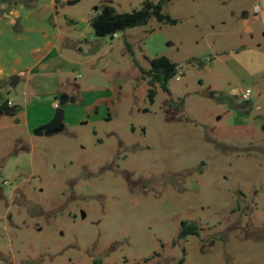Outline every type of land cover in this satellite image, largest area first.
Segmentation results:
<instances>
[{"label": "rangeland", "instance_id": "rangeland-1", "mask_svg": "<svg viewBox=\"0 0 264 264\" xmlns=\"http://www.w3.org/2000/svg\"><path fill=\"white\" fill-rule=\"evenodd\" d=\"M145 1L59 0L50 73L5 86L0 264H264V0H165L174 24L94 33L102 5ZM161 55L178 72L152 104ZM62 94L64 130L36 135Z\"/></svg>", "mask_w": 264, "mask_h": 264}, {"label": "crops", "instance_id": "crops-1", "mask_svg": "<svg viewBox=\"0 0 264 264\" xmlns=\"http://www.w3.org/2000/svg\"><path fill=\"white\" fill-rule=\"evenodd\" d=\"M58 2L0 0L1 92L9 93L5 86L18 79L30 83L33 75L50 73V56L64 34L56 12Z\"/></svg>", "mask_w": 264, "mask_h": 264}, {"label": "trees", "instance_id": "trees-1", "mask_svg": "<svg viewBox=\"0 0 264 264\" xmlns=\"http://www.w3.org/2000/svg\"><path fill=\"white\" fill-rule=\"evenodd\" d=\"M164 1L154 2L147 0L141 8L126 12H118L112 5L104 4L101 6L100 11L91 19L92 29L98 36H111L114 38L115 33L131 27L145 25L152 17L163 23L174 24L177 20L163 12ZM177 72L178 64L164 55L153 58L150 68L143 70V75L147 78L149 84L148 98L152 104L156 97V86L160 85L168 93V83ZM1 90L2 86H0V103L7 99ZM248 103L246 102V104ZM262 130L264 131V124L262 125ZM190 235L199 236V226L196 223L182 222L179 238L185 239Z\"/></svg>", "mask_w": 264, "mask_h": 264}, {"label": "water", "instance_id": "water-1", "mask_svg": "<svg viewBox=\"0 0 264 264\" xmlns=\"http://www.w3.org/2000/svg\"><path fill=\"white\" fill-rule=\"evenodd\" d=\"M87 82L91 84L105 86V88L106 86H108V83L100 75H92L88 77ZM68 102H74V98H71L67 94H62L59 97L60 107L56 110L53 119L50 122H48L46 125L36 129L34 133L38 136H42L44 134L54 135L62 132L65 128V124H64L65 110L63 106ZM10 110H11V103L9 99H5L2 103H0V114L8 113Z\"/></svg>", "mask_w": 264, "mask_h": 264}, {"label": "built area", "instance_id": "built-area-1", "mask_svg": "<svg viewBox=\"0 0 264 264\" xmlns=\"http://www.w3.org/2000/svg\"><path fill=\"white\" fill-rule=\"evenodd\" d=\"M117 34H118V33H115V34H114V37H115ZM251 95H252V91H251L250 89H247V90H245V91H242V95H241L242 100H243L244 102H250V100H251ZM54 107H55L56 109H58V108L60 107L59 103H58V102H55V103H54ZM5 184H7V183L5 182Z\"/></svg>", "mask_w": 264, "mask_h": 264}]
</instances>
